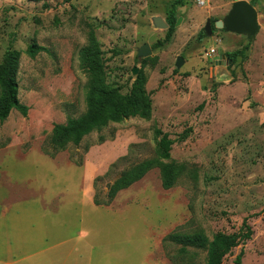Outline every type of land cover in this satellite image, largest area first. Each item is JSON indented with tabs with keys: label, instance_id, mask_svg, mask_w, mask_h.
I'll return each mask as SVG.
<instances>
[{
	"label": "rangeland",
	"instance_id": "1",
	"mask_svg": "<svg viewBox=\"0 0 264 264\" xmlns=\"http://www.w3.org/2000/svg\"><path fill=\"white\" fill-rule=\"evenodd\" d=\"M203 1L200 6L198 0H0V60L8 48L21 52L18 99L28 107L26 117L12 111L0 123V208L17 211L13 226L29 228L36 200L50 214L62 207L61 238L68 244L56 253V264H205L204 250L181 253L163 238L201 232L211 240L238 233L244 220L251 239L222 264H264V0L253 5L260 29L250 39L216 23L208 36L207 20L222 21L233 0ZM174 2L181 21L171 39L154 48L166 31L153 29L150 18L165 20ZM90 31L103 52L107 85L125 94L136 77L132 71L144 73L151 117L109 124L78 146L46 156L41 147L53 126L86 110L88 78L79 52ZM33 42L45 51L30 59L24 51ZM143 44L151 54L138 58ZM247 44L244 59L222 62L232 80L216 82L214 57ZM155 129L172 140L191 130L170 152V160L186 172L163 190L155 168L110 206H94V194L102 199L121 171L154 157ZM46 239L57 236L47 233Z\"/></svg>",
	"mask_w": 264,
	"mask_h": 264
},
{
	"label": "trees",
	"instance_id": "2",
	"mask_svg": "<svg viewBox=\"0 0 264 264\" xmlns=\"http://www.w3.org/2000/svg\"><path fill=\"white\" fill-rule=\"evenodd\" d=\"M69 3L71 0H61ZM259 0H251L253 6ZM176 4L173 3L166 13L165 22L168 29L162 42H157L154 48L167 43L174 34L176 16ZM215 22H211L214 24ZM249 44L240 50L225 53V57L234 64L236 59L245 58V51ZM45 48L38 46L35 42L27 46L24 53L30 59H34ZM21 52L8 48L0 60V123L7 120L12 111H17L23 117L27 116L28 107L22 105L18 99L17 74ZM80 65L85 71L88 81L85 95V112L76 118H69L64 124H56L51 130L47 143L43 144L41 151L44 155L54 157L63 151L68 145L78 146L82 139L94 131H100L109 124H120L125 120L138 118L149 120L152 113V102L150 94L145 89L146 78L140 70L130 90L123 94L118 88L111 87L104 80L103 52L98 46L93 31H90L88 44L79 52ZM144 61V60H143ZM191 130L186 129L176 140H172L169 134L159 129L153 131L155 139L154 157L144 159L120 172L119 176L108 186L105 195L99 198L98 194L93 196V205L96 207H108L117 194L128 189L141 181L146 174L155 169L160 170L161 187L163 190L173 188L177 178L186 172L184 165L176 164L170 160V152L175 142H184L190 135ZM123 160H118L121 162ZM117 163L110 166L109 170L115 168ZM99 179L93 182L94 189ZM253 232L246 220L243 221L238 233L216 234L209 240L203 233L192 234L170 233L162 240L163 243L180 247L181 253L187 249L204 250L206 252L205 264H222L223 258L234 248L244 244L251 239ZM243 256L241 250L236 257L239 263Z\"/></svg>",
	"mask_w": 264,
	"mask_h": 264
},
{
	"label": "crops",
	"instance_id": "3",
	"mask_svg": "<svg viewBox=\"0 0 264 264\" xmlns=\"http://www.w3.org/2000/svg\"><path fill=\"white\" fill-rule=\"evenodd\" d=\"M64 194L66 195L67 191ZM83 201L82 199V203ZM64 203L65 201H61L60 204ZM78 214L79 212L76 213L77 217ZM28 215L32 225L29 228H18L13 226L19 217L17 211L10 213L0 208V264H56L60 257H56V253L62 252V248L67 246L68 241L61 238L60 224L64 215L62 207L50 214L44 209L42 200L38 199ZM46 221L50 222L51 229L46 227ZM47 233L52 237L57 236V239L47 240ZM77 242L78 240L76 244Z\"/></svg>",
	"mask_w": 264,
	"mask_h": 264
},
{
	"label": "water",
	"instance_id": "4",
	"mask_svg": "<svg viewBox=\"0 0 264 264\" xmlns=\"http://www.w3.org/2000/svg\"><path fill=\"white\" fill-rule=\"evenodd\" d=\"M181 18H178L175 26L179 24ZM151 27L155 30L166 31L168 29V25L165 20L160 16H152L150 18ZM218 28H223L225 31L229 33H234L237 35H245L248 39L253 38L259 32V24L257 22V13L255 8L245 0H233L231 4V9L228 14L224 17L222 21L215 22ZM211 20H207L206 25L204 27V32L209 36L210 32ZM151 54V51L147 44H143L137 51L138 58H147ZM225 60V56H217L214 57V61L216 62L215 69V81L216 82H230L232 80L231 74L228 72L226 67L222 66V62ZM182 59L178 58L176 61V66L180 67L182 65ZM232 63L231 60H228V65ZM227 65V66H228ZM133 75H137V69L135 68L132 71Z\"/></svg>",
	"mask_w": 264,
	"mask_h": 264
},
{
	"label": "built area",
	"instance_id": "5",
	"mask_svg": "<svg viewBox=\"0 0 264 264\" xmlns=\"http://www.w3.org/2000/svg\"><path fill=\"white\" fill-rule=\"evenodd\" d=\"M198 3L200 6H203L204 5V1L203 0H198ZM209 56H214L215 55V50H210Z\"/></svg>",
	"mask_w": 264,
	"mask_h": 264
}]
</instances>
